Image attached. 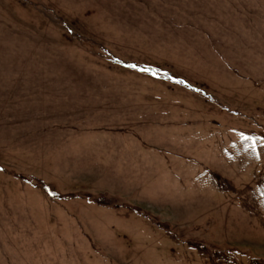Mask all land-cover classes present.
Wrapping results in <instances>:
<instances>
[{"label": "rangeland", "instance_id": "obj_1", "mask_svg": "<svg viewBox=\"0 0 264 264\" xmlns=\"http://www.w3.org/2000/svg\"><path fill=\"white\" fill-rule=\"evenodd\" d=\"M0 264H264V0H0Z\"/></svg>", "mask_w": 264, "mask_h": 264}, {"label": "snow or ice", "instance_id": "obj_2", "mask_svg": "<svg viewBox=\"0 0 264 264\" xmlns=\"http://www.w3.org/2000/svg\"><path fill=\"white\" fill-rule=\"evenodd\" d=\"M133 67H135V66H133ZM144 71H147V69H143Z\"/></svg>", "mask_w": 264, "mask_h": 264}]
</instances>
